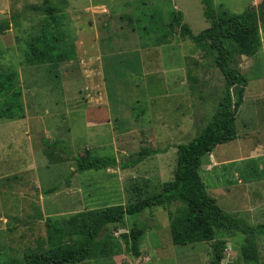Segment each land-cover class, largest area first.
Returning a JSON list of instances; mask_svg holds the SVG:
<instances>
[{
  "label": "rangeland",
  "instance_id": "obj_1",
  "mask_svg": "<svg viewBox=\"0 0 264 264\" xmlns=\"http://www.w3.org/2000/svg\"><path fill=\"white\" fill-rule=\"evenodd\" d=\"M44 2L0 0V20L10 23L0 32V68L17 71L26 110L23 119H0V251L9 262L47 241L49 216L127 207L161 191L174 179L176 146L201 133L225 87L221 72L189 36L178 32L155 46L157 35L147 33L151 13L168 22L173 9L194 34L205 30L210 22L202 0H52L77 47V58L59 65V77L49 65L24 64L27 41L45 17ZM214 4L234 14L264 8V0ZM260 35L255 56L235 58L249 80L237 117L238 137L217 146L199 169L217 204L254 227L264 224V20ZM46 139H60L73 155L90 149L119 163L135 159L143 148L167 151L128 169L79 172L73 157L60 149L47 154ZM184 206L155 207L139 218L150 227L141 257L124 248L120 234L129 228L127 222L105 233L119 239L122 254L81 264H211L212 242H172L169 214ZM218 239L227 243L222 264H264V237L259 260L249 263L241 257L244 235L220 233Z\"/></svg>",
  "mask_w": 264,
  "mask_h": 264
},
{
  "label": "trees",
  "instance_id": "obj_2",
  "mask_svg": "<svg viewBox=\"0 0 264 264\" xmlns=\"http://www.w3.org/2000/svg\"><path fill=\"white\" fill-rule=\"evenodd\" d=\"M44 3L42 11L45 17L38 33L27 41L24 64L30 67L49 65L55 77H59V65L77 58L75 36L63 24L52 0H45ZM202 3L210 25L200 33L194 34L184 22L183 14L175 9L169 12L168 22H159L157 18L161 16L156 12L151 13L153 24L147 31L157 35V41L153 43L155 46L167 44L178 32L189 36L225 80L220 104L205 128L191 142L176 146L178 161L174 179L164 183L161 191L149 193L127 207L112 205L68 217L49 216L45 220L47 241L41 242L38 250H28L22 258H13L10 262L0 251V264H81L90 259L107 260L122 254L124 249L118 238L112 233H105L111 227L117 232L118 226H124L127 222H130L129 228L120 234L124 248L134 257H141V244L150 227L139 218L147 211L152 213L155 207L169 206L175 202L185 203L176 213L169 214L171 238L175 246L212 242L211 264H222L227 243L218 239V235L237 232L246 238L241 249L242 259L246 263L259 260V239L264 237V224L251 226L222 209L209 194L199 169L202 159L217 146L238 137L237 117L249 80L238 69L235 58L237 55L253 57L260 50V22L264 20V8L234 14L215 6L214 0H202ZM16 19L13 21L16 22ZM9 25V20H0V32L4 33ZM18 78L14 68H0V119L25 118L23 92ZM44 142L47 154L60 149L64 155L73 157L79 172L115 167L128 169L167 151V148L155 151L143 148L135 159L119 163L114 156L102 157L90 149L83 154L73 155L60 139H46Z\"/></svg>",
  "mask_w": 264,
  "mask_h": 264
}]
</instances>
